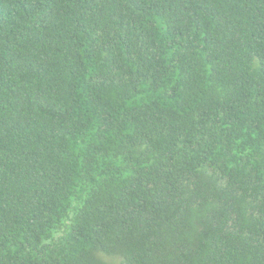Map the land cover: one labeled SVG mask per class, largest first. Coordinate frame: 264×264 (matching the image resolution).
<instances>
[{
    "label": "trees",
    "instance_id": "16d2710c",
    "mask_svg": "<svg viewBox=\"0 0 264 264\" xmlns=\"http://www.w3.org/2000/svg\"><path fill=\"white\" fill-rule=\"evenodd\" d=\"M0 264H264V0H0Z\"/></svg>",
    "mask_w": 264,
    "mask_h": 264
}]
</instances>
